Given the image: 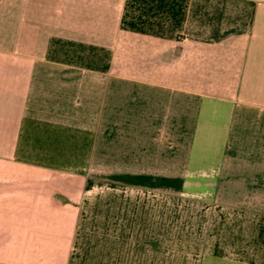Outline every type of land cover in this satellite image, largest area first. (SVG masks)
<instances>
[{
	"label": "crops",
	"instance_id": "obj_1",
	"mask_svg": "<svg viewBox=\"0 0 264 264\" xmlns=\"http://www.w3.org/2000/svg\"><path fill=\"white\" fill-rule=\"evenodd\" d=\"M0 264H264V0H0Z\"/></svg>",
	"mask_w": 264,
	"mask_h": 264
},
{
	"label": "rangeland",
	"instance_id": "obj_2",
	"mask_svg": "<svg viewBox=\"0 0 264 264\" xmlns=\"http://www.w3.org/2000/svg\"><path fill=\"white\" fill-rule=\"evenodd\" d=\"M102 188L105 189V187H97L96 189H93L90 193H111L110 191H105ZM126 192L131 193L133 195L155 194L153 192L145 190L138 191L134 188ZM116 193H118V191H116ZM134 200L136 202L133 201V203L136 204L138 207L151 211L146 215H144V213L138 214V217L136 218V223H134V225L136 224L137 226H144L145 224H148L153 227H157V230H160V232L163 228V237L167 238L169 242L176 243L179 241L194 240V223L200 225L198 218H194V215H196L194 212H203L204 209H200V207H196L195 205H192L191 203L185 201H175L172 199H168L166 201L160 197L158 198L155 196L141 198L137 197ZM195 231L199 233L198 229ZM139 235L146 236L148 235V233H142Z\"/></svg>",
	"mask_w": 264,
	"mask_h": 264
}]
</instances>
